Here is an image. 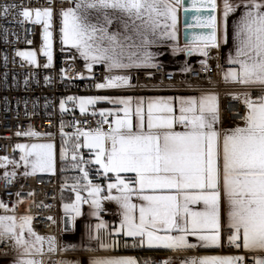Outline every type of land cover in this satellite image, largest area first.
Returning <instances> with one entry per match:
<instances>
[{
  "label": "snow or ice",
  "instance_id": "snow-or-ice-1",
  "mask_svg": "<svg viewBox=\"0 0 264 264\" xmlns=\"http://www.w3.org/2000/svg\"><path fill=\"white\" fill-rule=\"evenodd\" d=\"M191 7L196 9V23H186L185 29L200 31L192 32L181 46V9L185 16L188 13L185 0H71L68 5L63 0H5L0 4V19L11 17L9 22L19 24L23 33L0 24V40L5 45H31L25 25L40 26L39 51L45 58L41 62L35 48H16L11 57L4 49L0 59L5 68L19 57L21 68L54 69L59 39V50L69 53L67 60L85 62L87 74L76 75L90 78V87L97 90L136 87L132 73L159 69L164 47L173 55L198 54L201 68L210 73L209 60L218 61L221 48L229 44V18L236 16L227 54L231 67L222 79L243 89L226 93L231 101L223 108L221 94L213 90L178 97L62 98L59 150L55 139L17 144L15 148L22 152L18 161L0 157V167L5 169L0 179L12 183L18 175L55 174L59 155L63 171L81 174L70 186L74 199L63 204L64 231H76L81 217L96 222L84 224L78 243H62L56 235L40 234L33 226V206L48 205L34 198L25 201L17 191L13 207L0 200V250L5 255L16 252L11 264H248L249 258L251 264H264V0H192ZM97 65L104 69L100 82L94 71ZM181 71L190 73L193 68L185 61ZM34 75L32 71L25 74L26 89ZM3 77L7 81V71ZM57 78L72 80L73 75L61 67L56 76L46 75L44 82L52 84ZM208 80L212 88L218 87L210 75ZM102 102L113 107L97 109ZM38 104L34 102L33 109ZM77 108L83 116H98L96 127L77 119ZM64 113L72 114V120L65 121ZM228 120L233 126H226ZM70 125L77 126L75 132L64 131ZM16 135L55 134L30 125ZM85 147L92 153L88 158L81 151ZM20 167L22 173L17 172ZM93 170L96 179L103 178L106 184L90 179ZM105 201L117 206L113 214L120 217L118 226L103 219L102 213L108 211ZM24 203L28 213L17 215L15 207ZM84 205H88L87 213ZM47 219L57 223L54 217ZM224 247L237 253L190 255L199 249ZM145 248L171 255L157 260L111 254ZM69 253L76 255L68 258Z\"/></svg>",
  "mask_w": 264,
  "mask_h": 264
},
{
  "label": "built area",
  "instance_id": "built-area-1",
  "mask_svg": "<svg viewBox=\"0 0 264 264\" xmlns=\"http://www.w3.org/2000/svg\"><path fill=\"white\" fill-rule=\"evenodd\" d=\"M5 0H0V4ZM12 2V0H7ZM35 3V0H33ZM12 18H9V21ZM0 19V24H4L14 31L22 33L21 26L16 23H10ZM28 29L29 38L33 40V44L28 45L23 42L14 45H5L0 40V51L7 49L9 56L14 54V50L19 48L21 50L35 48L38 51V59L44 62L45 58L43 53L39 51L42 43V28L36 26L33 28L31 24L25 25ZM34 33V34H33ZM23 34V33H22ZM10 39L15 41V36H10ZM59 39L55 41V68L54 69H35L30 67L21 68L19 64L20 58H16V63H9L7 68L3 66V61L0 59V157L7 156L9 159L14 160L16 155L15 145L21 143H34L45 142L48 139H55L57 147L60 145V120L61 111L59 109V103L62 98L69 95L84 96V95H99L105 93L103 90H97L91 88L90 85L93 81L89 79H80L76 73L84 72L87 74V70L80 64L77 59L75 62L67 60L69 53H62L60 50ZM215 55V50L213 51ZM211 64V72L203 70L200 65L193 68L190 73L170 72L165 70L162 66L159 69H154L150 72H137L134 74L135 82L134 88H123L115 90L114 92L119 94H151V93H199L204 90L218 91L221 94V106L222 108L231 101V97L226 95L229 92L242 91V88L226 85L221 78V65L219 60H209ZM219 63L220 67H217ZM61 67L71 70L73 79H65L61 81L57 78L52 84H45L44 77L46 75L56 76ZM8 72L7 81L3 77L4 72ZM29 71L35 73L32 77V83L26 89L23 84L25 74ZM96 72V82H100L104 76L103 66L97 65L94 68ZM152 73V75H149ZM215 82L218 87L212 88L209 84L208 77ZM36 80L39 83H36ZM18 81V82H17ZM25 101H27V115L25 109ZM39 102L38 106L33 109V103ZM235 103V101H232ZM71 109V104L68 105ZM35 111V115H31ZM75 117L79 120H87L88 127H96V121L98 116H83L77 109L75 110ZM72 114L64 113L63 119L65 121H71ZM111 119V118H110ZM32 126L34 130L40 132H52L54 137L42 136L40 138H29L24 136H17V131H27L29 126ZM105 128L109 126L104 125ZM226 126H233L231 120H228ZM77 126L65 127L66 132H75ZM78 127H84L79 125ZM15 160H19V157ZM12 165H8V170H12ZM18 173H22V169H17ZM0 171V176H2ZM23 186V187H21ZM20 192V198L28 201L35 199L37 203L43 201L48 207H36L33 206L32 214L35 219L33 226L35 230L43 235H56L60 238L63 230V218L60 213V192L61 183L58 169L55 174L52 173H39L36 176L23 177L18 175L17 179L8 183L0 179V200H4L9 203L10 207L14 206L16 199L15 193ZM34 192L35 196H30V193ZM28 204L24 203L15 207V213L17 215H24L28 213ZM0 214H3V210H0ZM11 214V213H9ZM54 217L57 223H52L47 217ZM103 217L114 218L113 211L102 213ZM223 254H236L237 250L234 248L224 247L221 249ZM171 255V253H147L143 254L144 258L162 259ZM13 251H9L7 255L0 250V262L8 259H13ZM71 255L68 254V258ZM248 264H251L249 258Z\"/></svg>",
  "mask_w": 264,
  "mask_h": 264
},
{
  "label": "crops",
  "instance_id": "crops-1",
  "mask_svg": "<svg viewBox=\"0 0 264 264\" xmlns=\"http://www.w3.org/2000/svg\"><path fill=\"white\" fill-rule=\"evenodd\" d=\"M65 5H68L71 3V0H63ZM218 2H222V0H218ZM238 15V13H237ZM236 16H230L229 18V44L228 45H224L221 50H220V58H219V63L221 65V78L223 77V73L227 70L228 67H231V65L227 62V54L229 52V50L232 48V22L235 20ZM180 44L181 46H183V44L187 41V39H190L191 37V33L194 32L195 30H192L190 32H187V30L189 29H185V26L183 24V10L181 9V14H180ZM193 29V28H192ZM191 30V28H190ZM200 31V30H199ZM155 50V49H154ZM163 51V55H161L159 57V60L162 62V67L170 72H180V73H184L181 70L185 67V61H187V64L189 66H191L192 68L200 65L199 64V60L202 59L201 56H199L198 54H194L191 57H187L185 55V53L181 52L177 55H173L170 48L169 47H164L162 49ZM80 64L83 66L84 65V61L82 59H78ZM154 69H141V70H137L135 72L132 73L133 75V84L135 82V76L134 74L137 72H150L153 71ZM223 81V79H222ZM229 86H235V87H239L241 88L239 85H233V84H226ZM115 90H119V89H110V90H103L105 91V93L99 94V95H109V96H123V95H131L134 97H155V96H188V95H197L199 93H151V94H119L114 92ZM84 96H89V95H84ZM70 105V104H69ZM107 107H113L111 104H108L106 102H102L98 105H96V108H107ZM77 110L79 111V109L77 108ZM91 111V109H90ZM89 115H91L89 113ZM93 116V115H91ZM59 150V147H57ZM81 151L84 153L85 158H88L90 155H92V153H90V151L85 147L83 149H81ZM22 155V152L20 149L16 150V155L14 156V160L17 159L18 157H20ZM58 171H59V175H60V183H61V189H63V199L61 198V192H60V213L62 218L64 219V211H63V204L66 202H70L72 199H74L75 197V193H73L72 191H70V186L73 183V178L76 176L81 175L79 173L78 170H71L69 169L68 171H63V167H64V162L59 158V155L57 157V165H56ZM19 169H23V167H20ZM114 177V174H110ZM125 175V174H122ZM128 176L132 175V174H126ZM67 178V179H66ZM90 179L93 180L94 183L98 182L101 184H106V181L101 178L99 180L96 179L95 175H94V170H93V174L90 175ZM65 183H67L69 185V187H64ZM82 195H87V193H82ZM84 211L87 213L88 212V205H84ZM105 207L108 209L107 212L109 211H113L116 212L117 206L110 201H105ZM103 219L107 222H109L110 224H114L115 226H118L119 223V215H114V218H109V217H103ZM96 220L95 218H86V217H81L78 218L77 220V230L76 231H70V232H64V230H62L61 236H60V241L63 242H69V243H78L80 241L81 236L83 235V226L85 223H95ZM147 253H169L163 250H154V249H143V250H139V249H133V250H123V249H119L116 252L111 253L112 255H131V256H135L138 258L143 259V254H147ZM13 255L16 256V252L13 251ZM69 255H71L70 258H72L74 255V253H69ZM190 255H226L223 254L221 252V249H199L197 251H194L192 253H190ZM13 259H8V260H4L2 262H0V264H11V261Z\"/></svg>",
  "mask_w": 264,
  "mask_h": 264
},
{
  "label": "water",
  "instance_id": "water-1",
  "mask_svg": "<svg viewBox=\"0 0 264 264\" xmlns=\"http://www.w3.org/2000/svg\"><path fill=\"white\" fill-rule=\"evenodd\" d=\"M191 3H192V0H185V6L188 7V13H187V16H185L184 14V11H183V24L185 26V24H190V25H194L196 23V21L194 20V16L196 15V9L192 8L191 7ZM183 10V8H182ZM189 30H187V32H190L192 30H195V31H199L200 29H197V28H188ZM70 227V225H69ZM65 229V217L63 219V230ZM64 232H70V231H64Z\"/></svg>",
  "mask_w": 264,
  "mask_h": 264
},
{
  "label": "rangeland",
  "instance_id": "rangeland-1",
  "mask_svg": "<svg viewBox=\"0 0 264 264\" xmlns=\"http://www.w3.org/2000/svg\"><path fill=\"white\" fill-rule=\"evenodd\" d=\"M18 149V148H17ZM11 160V159H10ZM0 171L2 172V174L4 173L5 169L3 167H0Z\"/></svg>",
  "mask_w": 264,
  "mask_h": 264
}]
</instances>
